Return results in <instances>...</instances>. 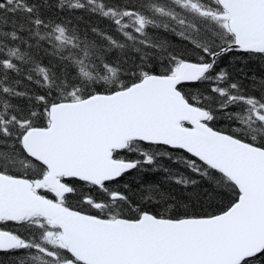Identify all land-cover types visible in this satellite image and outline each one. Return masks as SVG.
Listing matches in <instances>:
<instances>
[{
    "label": "snow or ice",
    "instance_id": "1",
    "mask_svg": "<svg viewBox=\"0 0 264 264\" xmlns=\"http://www.w3.org/2000/svg\"><path fill=\"white\" fill-rule=\"evenodd\" d=\"M0 264H264V0H0Z\"/></svg>",
    "mask_w": 264,
    "mask_h": 264
}]
</instances>
